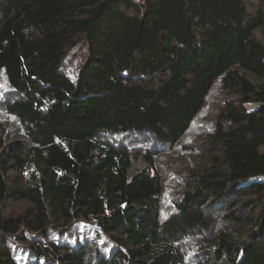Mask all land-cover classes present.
<instances>
[{"label": "trees", "instance_id": "16d2710c", "mask_svg": "<svg viewBox=\"0 0 264 264\" xmlns=\"http://www.w3.org/2000/svg\"><path fill=\"white\" fill-rule=\"evenodd\" d=\"M247 1L0 0L1 109L24 127L0 121V264H188L189 240L200 264H264V12ZM220 79L235 98L215 148L162 220L156 152L115 137L175 146Z\"/></svg>", "mask_w": 264, "mask_h": 264}, {"label": "rangeland", "instance_id": "374dc122", "mask_svg": "<svg viewBox=\"0 0 264 264\" xmlns=\"http://www.w3.org/2000/svg\"><path fill=\"white\" fill-rule=\"evenodd\" d=\"M247 5L251 16L256 15L260 10L264 12V5L259 0H248ZM254 34L264 42V31L262 27H257ZM85 55L86 48L82 43L74 48L66 58L64 68L71 76L76 75L78 66ZM250 76L255 80L252 75ZM10 92L11 87L7 77L1 74L0 121L7 124L10 132L19 136L23 133L24 127L16 120L15 116L6 112L4 108L1 109ZM233 98H235V94L224 86L221 79L218 80L207 99L205 107L197 116L187 134L173 147L167 145L157 146L151 138H146L143 134L115 137L117 142L120 139L124 140L132 148V152L134 153L145 154L151 151L150 149L156 152V167L150 170V174H158L164 184V190L160 196L162 220H165L174 211L176 197L184 191L190 171L206 163V151H211L215 148L216 144L211 143L209 136L216 132L218 117L225 110L227 102ZM246 107L251 108L254 105L247 103ZM217 150L214 151L217 152ZM262 150H264V147ZM145 165L146 162L138 157L134 161L133 170L137 172ZM29 209L30 205L27 202L19 200H11L6 206V212L9 214L26 212ZM82 228L89 231H95L96 229L90 223H83L78 231L80 232ZM74 236L76 234L71 237ZM12 244L18 246L19 249L22 247L19 242L12 241ZM203 251H205V247L201 241L189 240L184 242V252L188 264H200L202 261L201 253Z\"/></svg>", "mask_w": 264, "mask_h": 264}]
</instances>
